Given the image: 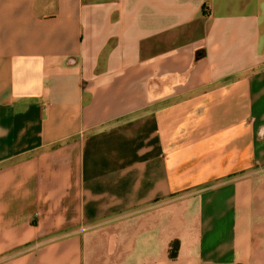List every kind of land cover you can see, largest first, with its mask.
<instances>
[{
    "label": "crops",
    "instance_id": "0c3cea01",
    "mask_svg": "<svg viewBox=\"0 0 264 264\" xmlns=\"http://www.w3.org/2000/svg\"><path fill=\"white\" fill-rule=\"evenodd\" d=\"M0 264H264V0H0Z\"/></svg>",
    "mask_w": 264,
    "mask_h": 264
},
{
    "label": "trees",
    "instance_id": "16d2710c",
    "mask_svg": "<svg viewBox=\"0 0 264 264\" xmlns=\"http://www.w3.org/2000/svg\"><path fill=\"white\" fill-rule=\"evenodd\" d=\"M179 248V242L178 241H174L171 243L170 247H169V256L170 258H176L177 256V251Z\"/></svg>",
    "mask_w": 264,
    "mask_h": 264
}]
</instances>
